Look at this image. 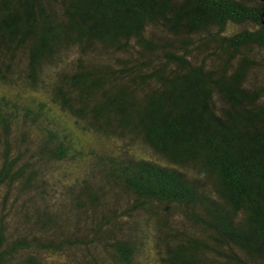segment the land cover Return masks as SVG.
<instances>
[{
    "label": "trees",
    "instance_id": "1",
    "mask_svg": "<svg viewBox=\"0 0 264 264\" xmlns=\"http://www.w3.org/2000/svg\"><path fill=\"white\" fill-rule=\"evenodd\" d=\"M0 87V264H264V0H0Z\"/></svg>",
    "mask_w": 264,
    "mask_h": 264
},
{
    "label": "rangeland",
    "instance_id": "2",
    "mask_svg": "<svg viewBox=\"0 0 264 264\" xmlns=\"http://www.w3.org/2000/svg\"><path fill=\"white\" fill-rule=\"evenodd\" d=\"M5 90H6V88L0 87V95L2 94V92H5ZM33 93H34V90L30 91L28 89H26L25 92H23L21 94L17 93V92H14L16 97H18L19 99L23 98V100L30 99L31 98L30 96L33 95ZM28 97H30V98H28ZM35 97L36 98H34V99L39 101V100H42V98L44 96H43V94L38 93V94L35 95ZM51 117L53 119H59L62 122H65V124L67 126L71 127V129L74 131L76 137L81 140L79 145L83 146L85 150L87 149V147L89 148L92 145L98 146V143L99 144H106L107 143V144H109L111 149H113V150L115 149V151H119V149L121 148V145H120L119 141L118 142L117 141L114 142V144H112L111 141L102 142L101 139L96 137L94 133L89 132V131L78 130L77 128L74 127L73 118L69 114H67V113H65L63 111H60V112L58 111V113L52 112ZM23 127L26 128L25 126H23ZM36 137H38V133H37Z\"/></svg>",
    "mask_w": 264,
    "mask_h": 264
}]
</instances>
